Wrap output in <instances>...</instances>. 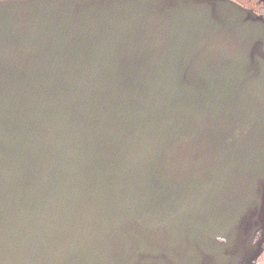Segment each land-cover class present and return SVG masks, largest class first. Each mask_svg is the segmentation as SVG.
<instances>
[{
    "label": "water",
    "instance_id": "obj_1",
    "mask_svg": "<svg viewBox=\"0 0 264 264\" xmlns=\"http://www.w3.org/2000/svg\"><path fill=\"white\" fill-rule=\"evenodd\" d=\"M259 235L264 18L0 1V264H243Z\"/></svg>",
    "mask_w": 264,
    "mask_h": 264
},
{
    "label": "flooded vegetation",
    "instance_id": "obj_2",
    "mask_svg": "<svg viewBox=\"0 0 264 264\" xmlns=\"http://www.w3.org/2000/svg\"><path fill=\"white\" fill-rule=\"evenodd\" d=\"M2 1V0H0ZM238 5L252 11L253 13L264 18V0H230ZM256 243L259 244L260 249L255 255L245 258L243 264H264V236L259 235Z\"/></svg>",
    "mask_w": 264,
    "mask_h": 264
}]
</instances>
